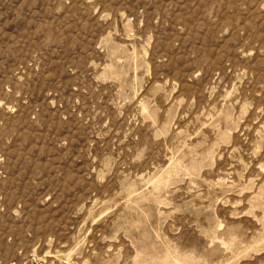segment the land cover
<instances>
[{
  "label": "rangeland",
  "instance_id": "374dc122",
  "mask_svg": "<svg viewBox=\"0 0 264 264\" xmlns=\"http://www.w3.org/2000/svg\"><path fill=\"white\" fill-rule=\"evenodd\" d=\"M0 264H264V0H0Z\"/></svg>",
  "mask_w": 264,
  "mask_h": 264
}]
</instances>
